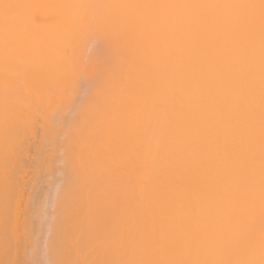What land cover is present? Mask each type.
Instances as JSON below:
<instances>
[{
    "label": "bare ground",
    "instance_id": "obj_1",
    "mask_svg": "<svg viewBox=\"0 0 264 264\" xmlns=\"http://www.w3.org/2000/svg\"><path fill=\"white\" fill-rule=\"evenodd\" d=\"M90 31L115 48L114 64L68 149L52 264H264V0H0V85L8 72L27 93V68L61 78ZM6 128L0 183L17 154Z\"/></svg>",
    "mask_w": 264,
    "mask_h": 264
},
{
    "label": "rangeland",
    "instance_id": "obj_2",
    "mask_svg": "<svg viewBox=\"0 0 264 264\" xmlns=\"http://www.w3.org/2000/svg\"><path fill=\"white\" fill-rule=\"evenodd\" d=\"M94 32H95V30L93 31V33ZM89 34H90V36H88ZM91 34H92V32L88 33L87 35L83 34L82 37H79L80 38L79 41L77 39V42H75V43H79V45L76 44L77 49H79V50H76V51L73 50L74 51L73 55L75 57L72 60L73 62L72 63L70 62L69 64L66 65L65 63L68 61V59H66L67 61L64 60L65 63L62 64L61 68L57 69L55 71L57 73V72H60L64 68L60 73H57V74H60L61 78H59L57 75L55 81H53V82H49V81L47 82L45 80V77H44V79L42 78V80L38 79L39 77L33 75V72H31L30 68H27V69H25V72H26V70H28V69L29 70H28V73L26 72L27 78L24 79V82H26L25 87H28V89H27V93H24V92H26V89L23 88L24 87V84L22 83L23 79H22V82H21L22 84H21L17 80L18 76H14L13 74L8 73V72L5 73L1 77L4 80H8L9 85H7L8 88L4 84H3L4 86L0 85V90H1L0 91V98H1L0 103L2 105V106H0V121H1L0 124L3 125V128H4V125H5V127L7 126V128H6L7 130L8 129L9 130L15 129L16 132H18V133H15L13 135V137L16 136L18 138V143L17 144L15 143V146L17 145V147L14 149L17 154H16L15 158L11 154L13 158H10V160H12V162H10V164H9L10 167L7 168V169H10V171H11L10 172L11 173L10 179L8 177V179H9V181L7 179L8 183H6L7 181H4V182L2 181V183H0V187L2 188V186H3V188L4 189L6 188V190H7V194H5L7 196L5 197V195H4V200H3L1 198H3L2 192H4V189L2 190L0 188V190H2V191H0V197H1L0 199L3 200V201H1L0 206H4V204L1 205L4 202L6 204H8L7 211H6V214L8 215V217H7V215L2 216V218H3V219L1 218L2 224H0L1 229H2L1 235L3 232V234H5V237H6L5 242L3 240H0V241L4 242V244L2 243V245L4 246V250H2V249L1 250L6 252V254H5L6 256L3 255V258H1V260H0L1 264H12V263H15V264L16 263L17 264H30V263L34 264L33 262H30L32 259L30 255H33L34 253H36V254H34L32 257L33 258L36 256L38 257V258L36 257L37 259L34 258L35 264L42 263V259H41L42 254L45 255V256L43 255L45 258V262L43 261V263L44 264H52V254H51L52 253V245L50 243V236L52 233L51 227H52V223H53L55 217L57 218L60 211H61V208H59L61 202L59 201L57 196H58L60 189H61V186H62L61 183L65 180V175H67V173H68V170H69L68 168H72V166H73L72 160L70 161V163L67 162V160H68L67 159L68 149L70 148L71 145H73L75 143L76 136L78 133L77 130L80 129L81 124L83 126L85 125V120L87 119L90 112L92 111L93 105L95 104V102L97 100H99L101 98V96L103 94L102 91H104V82H105L106 76H107L106 74L110 73V70L112 69L113 64H114V61H112V60L114 57L115 48L112 46V44L110 45V43L106 42L104 37H102L98 33L95 34L96 37H95V35L91 36ZM92 37H95V38L93 39ZM87 39H91L90 42H88ZM82 40H83V43H82ZM92 40H94V41H92ZM99 44H100V46H99ZM83 45H84V51H83ZM96 48H100V50L102 48L101 52L99 49L96 50ZM81 51H83V52H81ZM71 52L70 53L67 52V53H69L67 55V57H69V60H70V57L73 56V55H71ZM80 52L82 53V55ZM107 53H108V55H107ZM105 54L107 57H109L108 60H107V58H105L106 57ZM95 55H97V57ZM112 55H113V57H112ZM81 56H82V60H81ZM91 56H92V58H91ZM103 57H104V59H103ZM78 58H79V60H78ZM88 59H89V63H88ZM102 59H103V62H102ZM75 60H76V62H75ZM80 60L82 62H80ZM80 63H82V64H80ZM63 65H65V66L63 67ZM81 66H82V68H81ZM87 67H88V69H87ZM93 70H94V72H93ZM82 71H83V73H82ZM61 73H63V76H61ZM68 74H69V76H68ZM79 74H81L82 76H80ZM32 76H33V78H32ZM78 77L80 80L84 78V80H83L84 84L82 83V81L80 83V81L77 80ZM10 79H11V81H10ZM89 79H90V81H89ZM15 80H16V82H15ZM43 80L46 81V83ZM70 80H71V83H70ZM74 82H76V83H74ZM67 83H68V86H67ZM79 83L81 85L82 84L85 85L84 87L82 85V90H81V88H77V87H79V85H78ZM96 83H97V85H96ZM64 85H65V87H64ZM86 85L88 87H86ZM13 88H15V89H13ZM30 88H31V90H30ZM33 91H34V93H33ZM77 91H78L79 96L81 95L80 97H78ZM5 92H6L7 96H6ZM38 92H40L41 94H38ZM81 92L83 94H81ZM51 93H53V94H51ZM18 94H19V96H18ZM75 95L78 98V100H74V104L77 103L76 104L77 106L73 107L74 104L72 105L73 100H71V99L75 98ZM77 98H75V99H77ZM17 100H18V102H17ZM20 100H21V102L19 103ZM40 100H43L44 102L40 101ZM15 101L18 103V105H17V103H14ZM27 101H28V103H27ZM36 102H37V104H36ZM8 103H9V105H8ZM46 103H47V106H46ZM3 104H4V106H3ZM15 104H16V106H15ZM30 104H31V106H30ZM28 105L30 108L28 107ZM37 105H38V107H36ZM40 105H41V107H40ZM70 105L72 106L71 112H70V109L67 110L70 107ZM33 106H35L34 107L35 109L33 108ZM42 106H43V108H42ZM21 107H23V108H21ZM78 107H79V109H78ZM4 108H5V111H4ZM72 108H73V110H72ZM59 110L61 111L60 112L61 114H58ZM1 111H3V113H1ZM32 111H33V113H32ZM76 111H77V113H76ZM64 112H65V114H64ZM72 112H73V114H72ZM14 113L16 115H14ZM18 113L19 114L21 113V114L19 115ZM67 113H69L70 116ZM53 114H54V116H53ZM24 115L26 118L24 117ZM60 115H61V117H60ZM12 116H14L13 119H12ZM65 116L67 117L66 121H65ZM31 117H32V119H31ZM78 117H79V119H78ZM3 118H4V120H3ZM59 118H60V120H59ZM19 119H21V120H19ZM61 119H62V121H61ZM72 119H73V121L74 120L75 121L71 122ZM31 120H33V121H31ZM63 120L65 122H63ZM67 121L69 123H66ZM70 122H71V124H70ZM61 123H62V125L64 123L63 127H62ZM72 123H73V125H72ZM13 125H15V126H13ZM41 125H42V127H41ZM70 125H71V127H70ZM54 126H55V128L53 130ZM51 129H52V131H51ZM71 129H72V131H71ZM22 130H23V132H22ZM49 131H51V132H49ZM50 133H52L53 135H51ZM66 133H67V135H66ZM12 134H13V132H12ZM30 134H31V136H30ZM61 134H63V135H61ZM3 135H1L0 140L6 138ZM54 136H56V137L54 138ZM62 136H63V138H62ZM26 137H27V139H26ZM48 137H49V139H48ZM10 139L12 140L13 138L10 137ZM51 141H52V144L50 143ZM58 141H59V143H56ZM14 142L15 141L13 139V144H14ZM44 142H45V144H44ZM9 144L7 143L6 145H9ZM56 144H58V146ZM44 145H45V147H43ZM37 146H38V149H37ZM66 146H67V148H66ZM55 147L57 148L56 150H55ZM9 150H10V148H9ZM9 150L6 153L7 156H8ZM12 150L13 149H11V151ZM50 151H51V153H50ZM3 152H5V151H3ZM58 152H60V153H58ZM63 152H65V155H66L65 158H64ZM41 153L43 155H41ZM57 153H58L57 156H59V157L56 156ZM1 154H3V153H1ZM3 155H4L3 158L6 159L5 154H3ZM38 155H40V156H38ZM54 155L58 159H56V157H54ZM19 157H20V159L22 157L23 160L22 159L20 160ZM26 159H28V160L26 161ZM55 160H56V162H55ZM4 163H6V162H4ZM0 164H1V162H0ZM69 164H70V166H69ZM48 165H49V168H48ZM6 166H7V164H6ZM55 168H57L56 169L57 171L55 170ZM1 169H3V168H1ZM4 169H5V167H4ZM30 169H32V170H30ZM51 170H52V174H50ZM65 171H67L66 174H65ZM63 172L65 175L63 174ZM7 173L8 172H6V174ZM60 173H61V175H60ZM0 175H2V174H0ZM51 175H53V176H51ZM8 176H9V173H8ZM45 179H46V181H45ZM51 180H52V183H51ZM38 181H40V182L37 183ZM41 181H43V182H41ZM53 182H55L54 186H52ZM6 184H8V186H6ZM9 184H11V185H9ZM31 184H32V186L30 187ZM49 184H50V186H49ZM42 185H43V187L41 188ZM46 185H48V186L46 187ZM57 187H59V188H57ZM10 188H11V190H10ZM15 188H16V190H15ZM30 188H31V190H30ZM47 188H49V189L53 188V192L51 193V190H49L50 191V193H49ZM40 189L42 192L40 191ZM43 191H44V193H48L47 195H49V194H51V195L47 196L43 193ZM57 192H58V194H57ZM42 193H43V195H42ZM23 194L25 197L23 196ZM55 194H56V197H55ZM37 195H39L38 197H39L40 201H38ZM52 195H53V197H52ZM50 196H51V203L47 202V201H50L48 199V197L50 198ZM46 197H47V199H46ZM5 199H6V201H5ZM55 200H57V201H55ZM34 202H35V204H34ZM42 202H43V204H42ZM45 202L48 204V207L50 204V207H49L50 211L47 210L48 207H47V204ZM11 203H12V205H11ZM38 203L41 204V206ZM36 205H37V208H38V206H40L39 209L36 208ZM10 206H11V208H10ZM5 209L6 208L4 207V210ZM44 209L49 213H47L46 211H43ZM37 210H39V211H37ZM34 211L36 212L35 217L38 216L37 218H33V216L35 214ZM41 211L44 213H41ZM50 212H51V214H50ZM31 213H32V215H31ZM0 214L1 215L3 214V210H2V213H0ZM45 214L48 215V218L50 220L49 224H47L48 218H46ZM1 215H0V217H1ZM13 215L15 216V218ZM49 215L52 216L51 219H50ZM42 220L44 223L42 222ZM35 221H37L36 224H35ZM40 223H41V226L45 225V228L47 230L46 229L42 230ZM9 224H10V226H9ZM31 226H32V228H31ZM42 227H44V226H42ZM30 228L32 229V231ZM49 229H50V231H49ZM8 230H9V232H8ZM11 230H13V231H11ZM39 230H41L42 232ZM32 232H33V234H32ZM39 232H41V234H38ZM13 233H14V235H13ZM35 233H37V234H35ZM47 233H49V234H47ZM38 235H40V237H43L41 239L43 241H40V238L37 239L39 237ZM36 236H37V238H36ZM0 238L3 239L2 236H0ZM32 238L34 239V241ZM30 240H31V242H29ZM38 240L41 242V243L39 242V245L41 244L40 248L38 246V242H37ZM33 242L35 244L31 245V243H33ZM47 244H49L50 247ZM0 245H1V242H0ZM11 245H12V247H10ZM35 245H37V246H35ZM3 246H1V248ZM41 247H42V249L45 248L42 254L40 253ZM31 250H34V251L31 252ZM37 252L39 253L40 258L37 255ZM10 253H11V255H10ZM0 254H1V252H0ZM8 255H9V258H8ZM44 258H43V260H44ZM46 259H48V260L46 261ZM32 261H33V259H32Z\"/></svg>",
    "mask_w": 264,
    "mask_h": 264
}]
</instances>
